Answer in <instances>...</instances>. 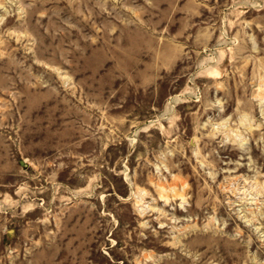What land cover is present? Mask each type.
Returning <instances> with one entry per match:
<instances>
[{
    "label": "rangeland",
    "instance_id": "1",
    "mask_svg": "<svg viewBox=\"0 0 264 264\" xmlns=\"http://www.w3.org/2000/svg\"><path fill=\"white\" fill-rule=\"evenodd\" d=\"M0 264H264V0H0Z\"/></svg>",
    "mask_w": 264,
    "mask_h": 264
},
{
    "label": "bare ground",
    "instance_id": "2",
    "mask_svg": "<svg viewBox=\"0 0 264 264\" xmlns=\"http://www.w3.org/2000/svg\"><path fill=\"white\" fill-rule=\"evenodd\" d=\"M161 194H163V193H160V198H162V197H163Z\"/></svg>",
    "mask_w": 264,
    "mask_h": 264
},
{
    "label": "water",
    "instance_id": "3",
    "mask_svg": "<svg viewBox=\"0 0 264 264\" xmlns=\"http://www.w3.org/2000/svg\"><path fill=\"white\" fill-rule=\"evenodd\" d=\"M20 163H22V161H20Z\"/></svg>",
    "mask_w": 264,
    "mask_h": 264
}]
</instances>
